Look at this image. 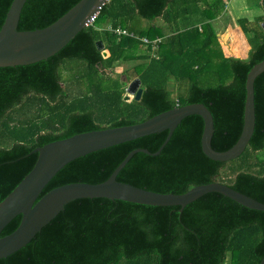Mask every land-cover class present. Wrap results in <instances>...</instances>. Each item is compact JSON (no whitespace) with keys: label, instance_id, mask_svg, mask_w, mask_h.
<instances>
[{"label":"trees","instance_id":"1","mask_svg":"<svg viewBox=\"0 0 264 264\" xmlns=\"http://www.w3.org/2000/svg\"><path fill=\"white\" fill-rule=\"evenodd\" d=\"M79 1L27 0L18 30L44 28ZM228 1L108 0L94 22L53 56L0 67V202L33 169L36 148L78 133L143 122L186 104L204 103L212 112L214 149L234 146L244 127L248 73L264 60V15L256 23L238 20L251 45L248 58L227 57L213 22L225 13ZM261 1L252 0L258 7ZM12 2L0 0V29ZM117 28L136 37L118 36ZM144 36L160 38L159 47L146 45ZM99 40L109 49L108 57L98 48ZM181 58L183 73L175 70V60ZM127 62L134 63L113 74ZM136 78L142 97L128 102L127 82ZM255 106V132L238 158H209L202 148L204 120L191 115L160 155L136 153L118 180L176 194L220 182L264 203V72L255 81ZM168 133L77 158L41 196L69 183L106 181L131 151L155 153ZM21 219L15 217L1 236L15 231ZM263 258L264 211L210 192L182 212L181 206L73 200L26 246L0 258V264H260Z\"/></svg>","mask_w":264,"mask_h":264},{"label":"water","instance_id":"2","mask_svg":"<svg viewBox=\"0 0 264 264\" xmlns=\"http://www.w3.org/2000/svg\"><path fill=\"white\" fill-rule=\"evenodd\" d=\"M27 0H13L0 29V67L28 65L48 59L64 48L75 36L87 27V22L108 0H80L64 15L44 28L18 30L23 7ZM264 11V0L261 1ZM264 29V21L262 22ZM105 57L110 55L104 42H97ZM264 72V60L256 63L247 77V97L244 127L234 146L218 151L212 145L215 132L214 116L204 103H191L161 112L143 122L111 128H103L75 134L36 148L37 161L24 179L0 202V258L26 246L43 227L52 221L73 200L83 198H108L153 206H181V212L190 203L210 192L221 193L250 209L264 211V203L246 195L227 184L211 182L192 187L185 193H160L118 180L121 170L139 152L160 155L170 141L175 129L188 116L199 115L204 120L202 148L204 153L216 161L238 158L247 148L256 127L255 81ZM143 88L140 78L127 87L124 99L128 102L140 100ZM169 131L158 151L138 148L131 151L101 183H69L47 192L44 188L51 179L71 161L111 146L140 137ZM18 215L20 225L12 233L1 236L4 228ZM260 264H264V258Z\"/></svg>","mask_w":264,"mask_h":264},{"label":"rangeland","instance_id":"3","mask_svg":"<svg viewBox=\"0 0 264 264\" xmlns=\"http://www.w3.org/2000/svg\"><path fill=\"white\" fill-rule=\"evenodd\" d=\"M249 7H250V13H252V14H246L245 17L248 18L250 21H252V23H256V21L259 18V16L256 13H254V12L258 9V5L253 4L252 2H250ZM229 8H231V10L234 11L233 6H229ZM233 21H234V24L232 23V25L234 27L229 26V27L233 28V29H231V31H229V29L225 30L227 28L226 26L228 24H227V22L223 21V19L219 20L217 18L216 21L213 22V24H214V27H215L217 33L221 34L220 39H222V40H219L221 43L222 42L225 43L224 37L226 38L227 41L231 40V38H233V41H235L236 43L238 42L239 47H236V49H231L228 46L221 45L224 48H227V49L224 50V48L222 47L224 55H226L227 57L240 56V57H245L244 59H247L248 55H249V52H250V49H251V45L249 44L250 45V49H249V47L245 43L246 35H245V33H244L243 29H242V26L238 23L237 19L236 20L234 19ZM235 25L237 26V30L235 29V27H236ZM261 25H262V23H261ZM258 29L259 28H257V26H255V30H258ZM226 34H227V37L225 36ZM238 38H239V40H238ZM247 42H248V40H247ZM140 51H142V50H140ZM137 53H138V50H137ZM175 62H177L175 64V70H177V72H179V73H183V71H184L183 70L184 63L182 62V58L179 59V60H175ZM133 63L134 62L122 63L121 66L116 67L117 73L115 71H113V74L119 75L120 73H123V71L126 68L131 67L130 65L133 64ZM190 64L193 65V62H190ZM125 81L127 82V80H125ZM130 82H132V81H128L127 82V87L130 84Z\"/></svg>","mask_w":264,"mask_h":264},{"label":"crops","instance_id":"4","mask_svg":"<svg viewBox=\"0 0 264 264\" xmlns=\"http://www.w3.org/2000/svg\"><path fill=\"white\" fill-rule=\"evenodd\" d=\"M250 2H252V0H230V1H228L225 13H223L222 16H220L218 18L219 20L223 19V21L227 22L228 25L226 26L227 28L225 30L229 29V31H231V29H233V28H231L229 26L234 27L232 25V23L234 24V21H233L234 19L235 20L237 19V21H238L240 18H245L246 14H252V13H250V7H249ZM229 6H233L234 11L231 10V8H229ZM263 12L264 11H263V8L261 6V7H258V9L254 13H256L258 16H261V15H264ZM235 29L237 30V26L235 27ZM225 36L227 37V34ZM218 37H219V40H222V39H220L221 34L218 33ZM224 39H225V43L224 42H222V43L220 42L221 45L228 46L231 49H236V47H239L238 42L236 43L235 41H233V38H231V40H228V41L226 40L225 37H224ZM238 40H239V38H238ZM245 43L247 44V46L250 49V45L247 42V38L245 39ZM225 49H227V48H224V50ZM153 55L156 56V53H153ZM235 57H240V56H235ZM240 58H245V57H240Z\"/></svg>","mask_w":264,"mask_h":264},{"label":"built area","instance_id":"5","mask_svg":"<svg viewBox=\"0 0 264 264\" xmlns=\"http://www.w3.org/2000/svg\"><path fill=\"white\" fill-rule=\"evenodd\" d=\"M100 12H98L97 14H95L88 22H87V26L92 24L95 20V18L97 17V15L99 14ZM110 28V27H109ZM111 29V28H110ZM118 36H122V35H128V36H132V37H136V35L133 33V32H130L129 30L127 29H122V28H117L115 31H114ZM138 38V37H137ZM141 39L143 40V42L146 44V45H149V44H152L153 46V49H157L158 44L160 42V38H156L154 40H151L149 39L148 37H141Z\"/></svg>","mask_w":264,"mask_h":264}]
</instances>
